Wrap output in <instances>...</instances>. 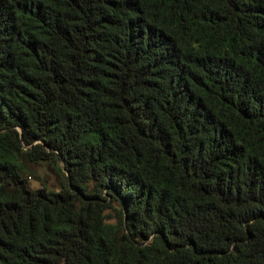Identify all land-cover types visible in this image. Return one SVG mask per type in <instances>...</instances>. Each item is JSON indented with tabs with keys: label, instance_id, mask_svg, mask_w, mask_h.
I'll list each match as a JSON object with an SVG mask.
<instances>
[{
	"label": "trees",
	"instance_id": "16d2710c",
	"mask_svg": "<svg viewBox=\"0 0 264 264\" xmlns=\"http://www.w3.org/2000/svg\"><path fill=\"white\" fill-rule=\"evenodd\" d=\"M0 264H264V0H0Z\"/></svg>",
	"mask_w": 264,
	"mask_h": 264
},
{
	"label": "rangeland",
	"instance_id": "374dc122",
	"mask_svg": "<svg viewBox=\"0 0 264 264\" xmlns=\"http://www.w3.org/2000/svg\"><path fill=\"white\" fill-rule=\"evenodd\" d=\"M40 173H41L42 176H44V178L49 182V184L52 187L57 189V184H56L55 178H54V176L51 173L47 172L43 168L40 169Z\"/></svg>",
	"mask_w": 264,
	"mask_h": 264
}]
</instances>
